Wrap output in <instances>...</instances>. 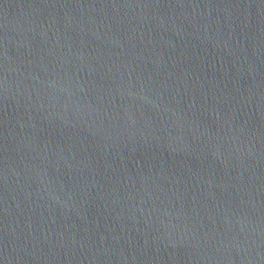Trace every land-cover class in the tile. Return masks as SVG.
Masks as SVG:
<instances>
[{
  "label": "water",
  "instance_id": "water-1",
  "mask_svg": "<svg viewBox=\"0 0 264 264\" xmlns=\"http://www.w3.org/2000/svg\"><path fill=\"white\" fill-rule=\"evenodd\" d=\"M0 264H264V0H0Z\"/></svg>",
  "mask_w": 264,
  "mask_h": 264
}]
</instances>
